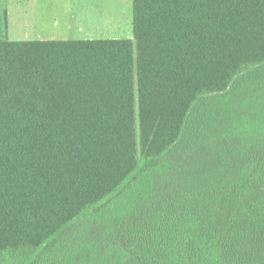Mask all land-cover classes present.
<instances>
[{
  "label": "trees",
  "instance_id": "16d2710c",
  "mask_svg": "<svg viewBox=\"0 0 264 264\" xmlns=\"http://www.w3.org/2000/svg\"><path fill=\"white\" fill-rule=\"evenodd\" d=\"M132 32L0 40V264H264V72L195 105L264 62V0H132Z\"/></svg>",
  "mask_w": 264,
  "mask_h": 264
},
{
  "label": "rangeland",
  "instance_id": "374dc122",
  "mask_svg": "<svg viewBox=\"0 0 264 264\" xmlns=\"http://www.w3.org/2000/svg\"><path fill=\"white\" fill-rule=\"evenodd\" d=\"M133 38L132 0H0V40H74ZM264 72V62L238 74L224 92L204 95L196 102L225 98L248 79ZM259 110H256V112ZM254 112V110H253ZM256 125V124H254ZM252 127L246 125V128ZM139 158L137 168L106 198L81 212L63 228L85 218L97 207L111 200L143 166ZM42 250L40 246L25 264Z\"/></svg>",
  "mask_w": 264,
  "mask_h": 264
}]
</instances>
